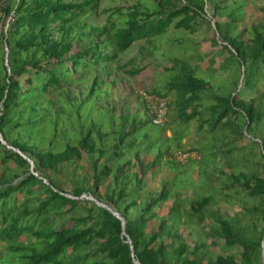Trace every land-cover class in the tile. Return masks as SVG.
<instances>
[{"label": "trees", "instance_id": "obj_1", "mask_svg": "<svg viewBox=\"0 0 264 264\" xmlns=\"http://www.w3.org/2000/svg\"><path fill=\"white\" fill-rule=\"evenodd\" d=\"M210 1L205 39H167L205 21V0H150L117 7L110 28L75 46L55 27L95 0L0 3V264H264V92L259 105L252 99L264 74V18L246 22L248 0ZM213 29L219 38L206 35ZM141 38L150 50L181 41L167 63L130 71L148 68L155 84L146 93L170 96L163 124L144 95L145 112L102 106L103 83L78 102L54 99ZM186 151L197 156L181 161ZM85 157L89 192L43 175L67 159L77 173ZM164 167L176 173L151 191ZM220 242L239 246L240 257L211 255Z\"/></svg>", "mask_w": 264, "mask_h": 264}, {"label": "rangeland", "instance_id": "obj_2", "mask_svg": "<svg viewBox=\"0 0 264 264\" xmlns=\"http://www.w3.org/2000/svg\"><path fill=\"white\" fill-rule=\"evenodd\" d=\"M10 0H0L1 5L9 4ZM68 1H82V0H68ZM150 0H95L97 6L95 9L89 10L87 13L76 17L73 21L68 22L63 27H55V37L65 38L67 41L75 45H82L87 41H92L101 36L102 29H108L111 26L112 17L111 12L119 6H142ZM207 5L203 11L205 21L197 25L194 31H176L171 32L167 39H175V37L185 36L193 37L195 40L205 39V35L201 34L202 29H205L207 24L213 26V6L210 0H205ZM264 18V0H248L247 3V20L246 22L252 23ZM207 19V20H206ZM1 31V27H0ZM108 33L102 35L107 36ZM207 36L210 38H219L220 36L216 29L211 30ZM154 43V42H153ZM180 40H173L167 46H156L150 50L151 46L145 44V38L134 41L126 50L118 53L115 60L102 63L100 67L94 70L87 78L76 83L72 88L63 91L59 95H54V99H62L64 102L73 103L78 102L86 97L94 83H103L104 88L99 95V101L102 106L116 107L117 111L127 113L140 109L145 112L147 105L144 103L143 95L152 89L155 84V78L152 71L148 68L137 74H131V70L136 67H145L147 64H164L173 57L170 50L172 46L180 44ZM200 49L206 53L212 49L210 42H203L200 44ZM149 67V66H148ZM259 85L254 92L252 98L256 105H259L264 92V74L259 79ZM250 101V100H249ZM247 132V131H246ZM237 135L223 134L214 144L215 150L222 149L225 145L229 144ZM246 136H250L246 133ZM193 136L186 140V146L192 145ZM11 146V145H9ZM196 152V151H195ZM21 154H24L21 152ZM193 158L196 156H192ZM191 157V158H192ZM190 158V159H191ZM87 158L79 163V167L75 173L72 169L73 164L71 159H67L64 164H57L53 167H46L47 170L43 171V175L51 181L54 186L59 189L65 190L69 193H82L83 191L89 192L87 184L81 181V174L83 171H90ZM176 170L164 167L157 173L155 179L149 181L148 188L151 191H156L160 188L163 178L172 177ZM90 184V183H89ZM94 194V193H93ZM234 253L237 257L241 255L239 246H230L222 242L218 243L212 248L211 255L214 253Z\"/></svg>", "mask_w": 264, "mask_h": 264}, {"label": "built area", "instance_id": "obj_3", "mask_svg": "<svg viewBox=\"0 0 264 264\" xmlns=\"http://www.w3.org/2000/svg\"><path fill=\"white\" fill-rule=\"evenodd\" d=\"M144 98L148 103V106L152 110V116L155 123L163 124L167 120V107H168V100L170 96H158L156 94H148L144 93ZM0 138L2 139V135L0 133ZM189 156H197V152L195 151H186L180 152L178 154V158L181 161H186ZM85 194H83L84 196ZM94 198V197H92Z\"/></svg>", "mask_w": 264, "mask_h": 264}]
</instances>
